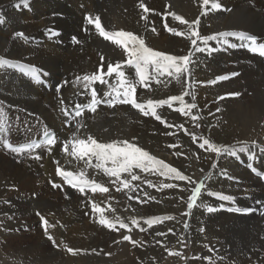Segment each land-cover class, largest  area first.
<instances>
[{
	"label": "bare ground",
	"instance_id": "1",
	"mask_svg": "<svg viewBox=\"0 0 264 264\" xmlns=\"http://www.w3.org/2000/svg\"><path fill=\"white\" fill-rule=\"evenodd\" d=\"M218 2L221 10L209 7L207 14H202L201 0H0V20H3L0 57L34 67L40 75V82H35L20 69L0 71V111L7 121L5 129L0 131V139L4 140L5 135L13 138V131L17 130V135L23 139L16 143L24 147L46 132L56 133L54 144H39V148L17 155L19 161L15 165L0 158V242L20 247L22 251L20 244L28 239H19L24 233H15L16 229L22 231L20 223L13 224L2 211L7 212L17 203L23 218H27L29 213L23 212L25 206L37 204L42 211L35 215L45 213L42 218L49 227L61 222L59 232H71L79 242L90 241L84 250L99 249L104 257L109 254L113 264H151L152 254L162 252L157 251L155 240L166 242L162 243L166 252L177 247L175 252L180 255H175L176 264L182 260L183 264H206L204 258L209 257L213 264H264L262 240L243 243L253 232L264 233V153L259 151L264 147V57L250 52L245 46L247 41L227 37L228 44L210 41L212 51L194 53L190 76L182 77L181 83L162 76L160 83L152 81L147 88L137 86L138 103L168 99L189 91L185 102L196 104L191 115H197V121H193L191 115L176 111L179 102H174L171 108L164 105L157 109L165 123L143 115L131 104L109 106L107 101L111 96L105 93L116 84L114 74L104 77L107 83L91 85L101 102L95 112L89 111L91 90L84 87L86 82L82 79L96 74L101 64L106 73L109 63H120L126 75L136 79L134 68L126 64L123 49L104 40L94 25L86 23V16L99 17L105 31L132 32L153 50L178 57L187 55L191 44L165 28L167 25L177 31L186 29V25L173 19L172 13L189 22L199 18L198 30L205 36L242 32L264 43V0ZM141 3L148 12L139 7ZM16 33H22L23 37ZM73 37L78 43H73ZM6 74L12 75L13 80H4ZM221 76L229 78L218 80ZM184 81H190L191 88ZM54 87L57 92L51 91ZM7 89L13 92L12 98L6 97ZM235 93L239 96L230 95ZM78 105L86 109L77 117L73 111ZM65 110L69 115H65ZM89 136L100 143H132L195 181V172L201 179L209 171L212 175L205 181L198 205L189 216H184L190 191L182 189H191L194 185L134 169L140 179L132 181L128 174H122V179L130 181L125 188L101 169L86 167L85 161L75 159L73 165L65 166L63 159L71 156L63 151L64 144L73 138ZM193 136L197 137L195 143ZM201 136L226 147L239 142L251 145L255 141L257 148L234 157L217 158L198 147ZM68 148L70 151V144ZM37 156L40 158L36 159ZM213 161L217 162L214 170ZM57 167L74 174L84 171L87 179L108 191L93 193L86 189L81 193L57 175ZM169 183L178 187L160 188L161 184ZM53 185L62 193L55 191ZM219 195L231 196L234 202L221 200ZM49 198L61 200V208L55 199L50 203ZM93 203L103 210L105 218L115 223L114 229L98 223L101 214L92 211ZM208 207L214 211L208 212ZM236 208L242 211L237 212ZM163 216L174 219L151 227L145 223L147 219ZM134 219L136 225L132 224ZM38 220L39 217L33 216L29 224L22 226L31 229ZM120 221L128 228H121ZM124 235L130 236L135 244L123 240ZM243 235L246 238H242ZM183 238L188 239L189 256L184 255L185 251L182 254L178 245ZM232 239H236L240 247L231 246Z\"/></svg>",
	"mask_w": 264,
	"mask_h": 264
},
{
	"label": "snow or ice",
	"instance_id": "2",
	"mask_svg": "<svg viewBox=\"0 0 264 264\" xmlns=\"http://www.w3.org/2000/svg\"><path fill=\"white\" fill-rule=\"evenodd\" d=\"M139 7L145 12L149 11L143 3H141ZM200 7L202 9V14H207V10L209 7L211 8V10L218 11L221 10L222 6L219 4L218 0H201ZM171 15L174 20L179 21V23L182 25H186V29L184 31H177L175 28H169L167 25H165L167 31H169L172 35L188 39L191 44V49L189 50L188 54L181 57L153 50L146 45L145 40L142 37L135 35L132 32L123 30L115 32L105 31V29L101 26L99 17H85L86 23L89 25H94L98 34L103 37L104 40L111 41V43L123 49L124 53L127 56L126 64L134 68L136 77L135 80L130 79L126 75L120 63H116L115 65L109 63L106 73L103 71V64H101V68L96 74H93L91 76L85 75L82 78L83 81L86 82L84 87L91 90V103L90 105H88L89 111L95 112L96 105L101 102L97 99V92L94 88H91V85L96 82L107 83L104 77H111L114 74L116 77V84L112 86L110 92L105 93V96H111V99L107 101L109 106H113L117 103L131 104L133 108L139 110L143 115H151L161 123H165V121L157 113V109L164 105H167L171 108L174 102H179L180 107L176 109V111H179L182 115H191L192 110L196 108V104L185 102V96L190 95L189 91L185 90L182 95L171 96L168 99H161L158 101L149 99L146 103H138L136 98L137 86L147 88L149 86V83L152 81L160 83V77L162 76H169L172 79L176 80L178 83H181L182 77L190 76V64L193 62L192 58L194 53L212 51V49L209 48L210 41H218L222 44H228V40L226 39L227 37H237L242 41H247L248 43L245 46L250 52L257 54L260 57H264V43H258L254 38L247 36L245 33L221 32L205 36L202 35L198 30L199 18H197V20L195 21L189 22L182 17L175 15V13H172ZM141 18L144 19L145 17L142 16ZM0 23H3V20H0ZM153 31H155V29H153ZM15 35L23 37L22 33H16ZM51 35L54 36L56 35V33H51ZM73 43H78L75 37H73ZM101 59L103 60V57H101ZM11 68L20 69L24 71L26 75L30 76L33 81L40 82V75L38 73V70L34 67H28L26 65L14 63L10 60L0 57V71ZM228 78V76H221L217 79L225 80ZM77 79L80 80L81 78L78 77ZM184 82L187 83L188 88H191L190 81ZM59 90L60 86L58 85L57 91ZM230 95L239 96V93ZM192 99H195L194 95L192 96ZM221 99H223V97H221ZM80 107L82 106L78 105L77 110L75 111V116L77 117L82 114L79 110ZM65 115H69L67 110H65ZM191 119L193 121H197L199 117L197 115H191ZM6 124L7 121L4 113L0 111V131H3L5 129ZM165 126L169 125L165 124ZM196 126L199 127L200 125L197 124ZM192 139L194 143L197 141L196 136H193ZM199 140L201 142L198 144V147L208 153H213L217 158H220L223 155H230L234 157L240 152L246 153L252 149L257 148L255 141H253L251 145L246 142H239L238 145L226 147L222 144L215 143L207 137L201 136L199 137ZM46 143L48 145L54 144L55 138H48L46 140ZM0 144L18 155L26 151L31 152L34 148L40 147L39 144L16 147L12 146L11 143L7 140L2 139H0ZM69 144L71 145L70 151L68 148ZM169 147H176V145H169ZM63 151L73 158L85 161L86 167H95L97 169H101L105 175L115 177V179L119 181V183L125 188L129 187L130 181L126 178L122 179V174H128L131 177L132 181L140 179V177L134 172V169H139L142 172H155L165 178L184 181L189 185H194V187H192L191 189H182L183 191H190V195L188 196L186 201L187 211L182 213V215L184 216H189L192 209L198 205L199 198L202 195V190L205 188V181L210 179L212 175V172L209 171L204 175L203 179L197 182L191 179L189 176L184 175L175 167H172L169 164L165 163L163 160L157 159L156 157L150 155L147 151H144L142 148L126 141L100 143L91 136H89L87 139L73 138L64 144ZM259 151L264 153V147H260ZM175 154L180 155V153ZM35 158L39 159L40 157L37 156ZM93 158L95 159L94 165L92 163ZM216 167L217 162L213 161L212 169L214 170ZM56 172L58 176H61L64 179L65 183L74 188H77L81 193H84L86 189L93 193L97 191L101 193L108 191V188L103 187L101 184H98L95 181L87 179L84 171L74 174L69 171H63L60 167H57ZM53 186L55 187L56 185ZM152 186L153 185L151 184V182H149V187ZM174 187H178V185H174L171 183L160 185V188L171 189ZM218 198L221 200L234 202L233 197L231 196L219 195ZM91 207L94 213L101 214V218L98 220V223L109 229L115 228V223L103 216V210L101 208H99L95 203H93ZM207 211L212 212L214 211V209L208 207ZM235 211L241 212L242 210L236 208ZM118 219L119 218H117V220ZM173 219V216L154 217L151 219H147L145 223L149 227H151L155 223ZM119 223L121 228H128V225H126L122 221H120ZM132 224L136 225L137 221L134 219L132 221ZM42 227H44L47 234L49 225L43 218ZM184 227L185 229H187L188 227L186 221L184 222ZM169 231L171 232V229H169ZM156 234L162 235V233ZM47 238L52 241L55 246L56 242L53 240V237L51 235H48ZM123 240L135 244V242L132 241L130 236L128 235H124ZM68 250L70 252L73 251L72 249ZM209 250L211 251V249ZM169 255H180V253L169 251ZM193 258L199 259V257ZM204 259L206 261V264H213L210 257Z\"/></svg>",
	"mask_w": 264,
	"mask_h": 264
},
{
	"label": "rangeland",
	"instance_id": "3",
	"mask_svg": "<svg viewBox=\"0 0 264 264\" xmlns=\"http://www.w3.org/2000/svg\"><path fill=\"white\" fill-rule=\"evenodd\" d=\"M3 77H4V80H5V78L7 80H13V78H14L10 74L3 75ZM51 91L57 92L55 87L52 88ZM12 93L13 92H11L7 89V91L5 92L6 97L12 98L13 97ZM3 102H5V100H3ZM0 104H2L1 100H0ZM17 133H18L17 130L13 131V134L15 136L13 138H10V139L7 138V135H5L6 138H4V140H7L8 142H10L12 146L21 147V145H17L16 142L21 141L23 139V137H19L17 135ZM17 155L18 154H16L15 152L10 151L8 148H5L2 146V144H0V158L3 159L5 162L10 163V165H15L19 161V158H17ZM75 159H77V158H73L72 156L69 159H67V158L63 159L64 165L65 166L73 165ZM94 164H95V162L93 163V165ZM195 173H194V177L196 178V181L199 182L201 180V177ZM63 181H64V179H63ZM263 183H264V181H263ZM37 185H39V184H37ZM54 190L60 191L62 193V190H60L59 187H55ZM54 199L55 198H52V199L49 198L48 201L50 203H53L54 201H51V200H54ZM55 200L57 201V203H56L57 206L61 208V206H62L61 200H57V199H55ZM37 206H39V205H37V204L36 205L31 204L29 206L27 205V206H25V208L23 210V212L29 213V216L32 213L34 218H36V216L39 217L38 222H36V225H34V227H32L31 229L29 227L23 228L22 224H27V223L29 224L30 220L31 221L33 220V216H30V217L26 216L28 219L23 218L24 217L23 213L21 212V209L17 203H14L13 205H11L10 208L8 210H6L7 212L2 211V214L5 217L8 216V218H10L9 220L13 224H19L20 223L19 224V226H20L19 230L21 229L22 231L18 232V230L16 229L15 233L16 234L18 233L21 235L24 231V233L19 237V239H21V240L28 239V241H23V243L20 244L22 251H20V247L16 248L15 245L12 246L11 244L8 245V244H4V243L0 242V253L3 254V257L0 258V264H113V261H112L113 259L111 257H109V254L104 257L99 249L95 248V249L88 251V252L85 251L84 246L88 245L90 243V241H87V240L84 241L83 240V241L79 242L77 240V237H75L76 240L74 239V236L72 237V235H74V234H71V232H67V233L59 232L58 228L61 226V222H59V221L57 222V224L55 226L48 227L49 230L47 229V234H46L44 227H42V221H41L42 217L44 216L45 213L42 212V213H40V215H35V213L42 211V210H38L39 207L37 208ZM44 207L45 206L43 205V208ZM13 210H15V211H13ZM45 210H43V211H45ZM2 218H4V217H2ZM11 232H13V231H11ZM259 234H260V236H259ZM262 234H263V236H262ZM25 235H27V237ZM48 235H51L53 237V240L56 242L55 246H54L53 242L47 238ZM245 235H243L242 238H246ZM137 236H138V234L136 235V237ZM249 237L250 238H246V240H244L243 243H249L250 242V244H251L252 242L254 243L258 240L259 241L262 240V242L264 243V241H263L264 240V233L253 232V234H250ZM153 242H154V245L157 246L156 247L157 251L158 252L162 251V252H161V255L152 254V258H151L152 261L150 262L151 264H176L174 261V258L176 256L175 255H169V251L175 252L177 250V247L174 246L173 248H171V250L166 252L162 248L163 244H166L165 241L162 242L163 244L159 240H155ZM168 242H169V240H167V243ZM221 243H223V242H221ZM227 244L230 245L229 243H227ZM231 244H233L231 246H234V247H237V246L240 247V245H241L236 239H232ZM178 245H180L179 247H180V250L182 251V254L185 251L184 255H187V256L190 255V253H188V252H190L189 251V245H188V239L183 238L180 242H178ZM228 245H227V247L229 248ZM39 248H40V250H39ZM68 249H72L73 251L70 252ZM73 253H75V254H73ZM99 253H101V254H99ZM183 262L184 261L182 260L181 263H177V264H183Z\"/></svg>",
	"mask_w": 264,
	"mask_h": 264
}]
</instances>
